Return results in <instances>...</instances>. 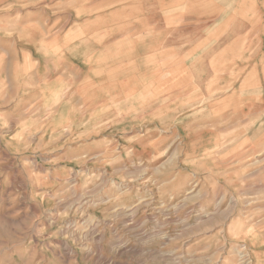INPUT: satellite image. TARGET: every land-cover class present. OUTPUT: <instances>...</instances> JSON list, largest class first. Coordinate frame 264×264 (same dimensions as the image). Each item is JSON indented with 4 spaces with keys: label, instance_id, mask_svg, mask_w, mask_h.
Returning <instances> with one entry per match:
<instances>
[{
    "label": "rangeland",
    "instance_id": "374dc122",
    "mask_svg": "<svg viewBox=\"0 0 264 264\" xmlns=\"http://www.w3.org/2000/svg\"><path fill=\"white\" fill-rule=\"evenodd\" d=\"M263 53L264 0H0V264H264Z\"/></svg>",
    "mask_w": 264,
    "mask_h": 264
},
{
    "label": "crops",
    "instance_id": "0c3cea01",
    "mask_svg": "<svg viewBox=\"0 0 264 264\" xmlns=\"http://www.w3.org/2000/svg\"><path fill=\"white\" fill-rule=\"evenodd\" d=\"M238 45H239V46H237L238 48L233 49L232 53H231V47H233V44L225 45L220 51L221 59L219 58V60L216 61L215 65L213 62L212 71L218 72V73L221 72L223 79H224V77L226 79L227 76H223V71L221 70V65H223L224 62H229V57L231 54L237 55L238 49H239V51H240V49H242V50L244 49L243 47L242 48L240 47L241 46L240 44H238ZM226 46H227V48H226ZM254 64H255V66L253 68L254 70H252V68H251V71L248 72L247 75H245V77L239 81V83H237L238 84L237 85L238 86V88H237L238 92L236 90H235V92L238 93V96H236L234 94L235 92H233V94H231L229 96V97L234 98L233 100H235V98H236V100H238V104L242 102V99L239 98L242 95H245V96L248 95L249 96L248 98H243L245 103H247V102L251 103V104L257 103V102L260 103L261 100H259L258 96L259 97L263 96L262 98L264 100V53L259 56V60L255 61ZM218 65H219V67H217ZM252 75L254 77V80L249 79ZM224 82H225V80L222 81V83H224ZM227 82H228V80H227ZM230 84H232V83L230 82ZM222 85H224V84H222ZM242 89H244L245 91L242 92ZM226 91H229V89L227 88ZM228 100H229V98H228ZM242 107L241 108L239 107L238 109H236V112L238 110H241L244 108V107L243 108Z\"/></svg>",
    "mask_w": 264,
    "mask_h": 264
}]
</instances>
